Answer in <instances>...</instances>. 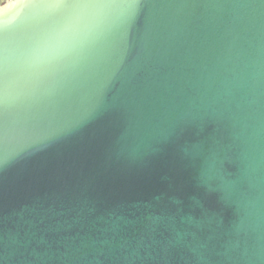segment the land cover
Wrapping results in <instances>:
<instances>
[{
    "label": "water",
    "instance_id": "water-1",
    "mask_svg": "<svg viewBox=\"0 0 264 264\" xmlns=\"http://www.w3.org/2000/svg\"><path fill=\"white\" fill-rule=\"evenodd\" d=\"M102 11L86 59L9 109L2 264H264V0ZM38 18L0 0L10 45Z\"/></svg>",
    "mask_w": 264,
    "mask_h": 264
},
{
    "label": "snow or ice",
    "instance_id": "snow-or-ice-1",
    "mask_svg": "<svg viewBox=\"0 0 264 264\" xmlns=\"http://www.w3.org/2000/svg\"><path fill=\"white\" fill-rule=\"evenodd\" d=\"M139 2L31 0L39 18L30 32L11 45L0 32V143L8 127L10 108L35 99L51 77L86 59L102 10L121 7L131 15ZM3 163L0 159V167Z\"/></svg>",
    "mask_w": 264,
    "mask_h": 264
},
{
    "label": "flooded vegetation",
    "instance_id": "flooded-vegetation-1",
    "mask_svg": "<svg viewBox=\"0 0 264 264\" xmlns=\"http://www.w3.org/2000/svg\"><path fill=\"white\" fill-rule=\"evenodd\" d=\"M5 1H7V2H8V1H11V0H5Z\"/></svg>",
    "mask_w": 264,
    "mask_h": 264
}]
</instances>
